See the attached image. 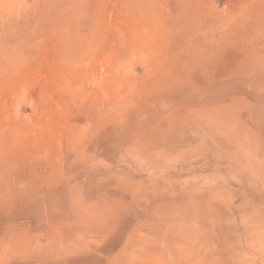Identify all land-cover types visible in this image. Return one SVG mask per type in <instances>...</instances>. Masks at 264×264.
<instances>
[{
	"label": "rangeland",
	"instance_id": "rangeland-1",
	"mask_svg": "<svg viewBox=\"0 0 264 264\" xmlns=\"http://www.w3.org/2000/svg\"><path fill=\"white\" fill-rule=\"evenodd\" d=\"M0 264H264V0H0Z\"/></svg>",
	"mask_w": 264,
	"mask_h": 264
}]
</instances>
